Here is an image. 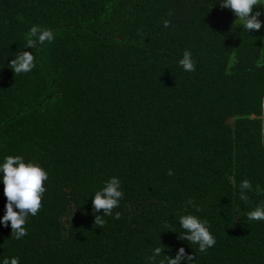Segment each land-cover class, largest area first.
Wrapping results in <instances>:
<instances>
[{
    "label": "trees",
    "instance_id": "16d2710c",
    "mask_svg": "<svg viewBox=\"0 0 264 264\" xmlns=\"http://www.w3.org/2000/svg\"><path fill=\"white\" fill-rule=\"evenodd\" d=\"M217 2L0 0V160L48 173L27 235L0 225V259L147 264L160 246L193 264H264V221L245 216L264 202V31L247 34ZM33 25L54 40L23 48ZM20 50L35 57L29 73L9 64ZM185 50L194 72L178 65ZM113 176L120 217L100 226L91 195ZM5 203L0 184V217ZM185 214L207 220L206 252L179 239Z\"/></svg>",
    "mask_w": 264,
    "mask_h": 264
},
{
    "label": "clouds",
    "instance_id": "9594fccd",
    "mask_svg": "<svg viewBox=\"0 0 264 264\" xmlns=\"http://www.w3.org/2000/svg\"><path fill=\"white\" fill-rule=\"evenodd\" d=\"M217 3L221 8L230 9L234 12L236 20L241 22L247 34L251 30H260L264 25V21L260 19L261 15L264 14L262 11L264 10V0H218ZM254 7L257 8L255 12L253 11ZM163 24L167 28L170 21L165 20ZM54 38L55 35L51 29L33 25L23 48L33 49L37 45H43L46 41L52 42ZM9 64L16 74L29 73L36 67L35 57L31 51L20 50ZM178 65L185 72L196 70V61L191 51L185 50L183 52ZM47 180L48 173L39 162L26 160L22 155H8L0 160V184H3V192L6 197L5 212L0 217V225L5 227L10 225L11 235L16 240L27 235L28 218L36 216L40 210L41 201L46 192L44 183ZM252 191V182L248 179L242 180L239 185L240 200L246 203L249 199L246 193ZM91 196L95 224L103 226L106 223L104 217L111 216L114 219H119L120 213H113V209L119 207L124 196L121 180L118 177H110ZM188 203L193 204L191 200ZM245 216L251 221H264V202L258 203L251 211H247ZM178 223L180 228L184 230L179 239L197 245L200 252H206L215 245L216 240L210 231L207 220L201 219L197 215L185 214L179 217ZM163 252L162 247H154L151 255L147 258V264H158V258L161 256L164 259L160 260L159 264H193V255L186 253L184 247L178 248L172 257L164 255ZM0 264H20V260L15 256L4 257L0 259Z\"/></svg>",
    "mask_w": 264,
    "mask_h": 264
},
{
    "label": "rangeland",
    "instance_id": "374dc122",
    "mask_svg": "<svg viewBox=\"0 0 264 264\" xmlns=\"http://www.w3.org/2000/svg\"><path fill=\"white\" fill-rule=\"evenodd\" d=\"M257 10V8L256 7H254L253 8V11L255 12ZM262 11H264V10H262ZM236 17V16H235ZM260 19L262 20V21H264V14H262L261 15V17H260ZM239 21V20H238ZM262 30H264V25H262ZM263 123H264V105H263Z\"/></svg>",
    "mask_w": 264,
    "mask_h": 264
},
{
    "label": "crops",
    "instance_id": "0c3cea01",
    "mask_svg": "<svg viewBox=\"0 0 264 264\" xmlns=\"http://www.w3.org/2000/svg\"><path fill=\"white\" fill-rule=\"evenodd\" d=\"M264 31V30H263Z\"/></svg>",
    "mask_w": 264,
    "mask_h": 264
}]
</instances>
